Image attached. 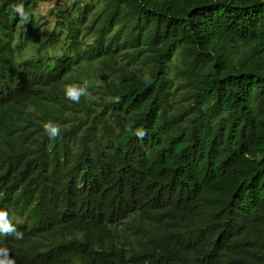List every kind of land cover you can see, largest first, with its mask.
I'll return each mask as SVG.
<instances>
[{"label":"trees","instance_id":"trees-1","mask_svg":"<svg viewBox=\"0 0 264 264\" xmlns=\"http://www.w3.org/2000/svg\"><path fill=\"white\" fill-rule=\"evenodd\" d=\"M49 2L0 0V259L264 264V0Z\"/></svg>","mask_w":264,"mask_h":264},{"label":"clouds","instance_id":"clouds-1","mask_svg":"<svg viewBox=\"0 0 264 264\" xmlns=\"http://www.w3.org/2000/svg\"><path fill=\"white\" fill-rule=\"evenodd\" d=\"M16 11L20 13V16L22 19H25V20L27 19V14L24 12L22 7H17ZM80 94H81V92L75 91L72 88H69L67 90L68 98L75 101V102H78ZM44 129L46 132L50 133L51 138H55L59 132L58 127L53 126L51 122L45 123ZM137 135L142 138L144 133H143V131H138ZM4 215H5L4 213L0 212V229H2L5 232L12 231L9 223L3 220ZM0 264H14V262L11 259H0Z\"/></svg>","mask_w":264,"mask_h":264},{"label":"rangeland","instance_id":"rangeland-1","mask_svg":"<svg viewBox=\"0 0 264 264\" xmlns=\"http://www.w3.org/2000/svg\"><path fill=\"white\" fill-rule=\"evenodd\" d=\"M54 1H57V0H51V2L40 6V8H39L40 12H44L48 6H51L52 2H54ZM66 1H73V0H66Z\"/></svg>","mask_w":264,"mask_h":264}]
</instances>
